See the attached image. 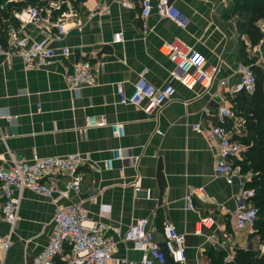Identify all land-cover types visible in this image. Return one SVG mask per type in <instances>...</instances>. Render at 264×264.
I'll list each match as a JSON object with an SVG mask.
<instances>
[{
    "label": "crops",
    "instance_id": "0c3cea01",
    "mask_svg": "<svg viewBox=\"0 0 264 264\" xmlns=\"http://www.w3.org/2000/svg\"><path fill=\"white\" fill-rule=\"evenodd\" d=\"M48 1L33 2L45 5ZM103 1L110 4L111 13L90 20L87 12L96 0L74 3L84 26L80 30L68 23L67 34L54 42L71 47L72 53L64 60L26 69L19 57L0 58V167L9 165L8 149L27 159L73 152L87 157L81 167L82 191L62 197L59 203L81 204L91 216L102 219L106 236L117 242L116 260L141 258L142 252L123 240L124 232L140 217H152L159 224L165 218L173 222L186 236L188 264H211L219 251L230 254L232 243L247 250L249 241L257 242L258 236L250 229L236 230L234 213L240 181L249 185L254 176L237 164L247 147L234 160L239 174L228 183L225 175L215 171L217 149L209 138V128L215 123L221 100L241 107L243 101L228 89L239 79L238 69L246 56L243 49L264 70V37L253 45L244 25L247 7L252 9L263 0H174L183 14L182 25L155 11L144 19L138 9H126L115 0ZM243 3L247 5L241 7ZM4 19L0 23L3 40L9 24L20 27L19 22ZM22 31L32 40L48 34L44 26L34 23H26ZM119 31L122 39L113 43L114 33ZM173 41L191 45L204 55L206 67L218 68L210 88L197 85L189 89L172 79L178 61L164 53L162 45ZM83 59L96 65V81L79 90L70 89L67 73ZM142 75L156 87L172 81V100L161 109L151 108L147 101L120 103L116 83L123 82L130 93ZM90 115L107 124L86 127ZM113 123L125 124L124 136L113 134ZM197 123L202 124L201 132L193 128ZM240 129L238 139L247 133V122ZM116 148L125 156L140 155L139 161L127 157L107 167L104 162ZM122 167L124 171H120ZM59 181L61 185L63 179ZM192 189L193 209L186 200ZM55 207L44 195L23 192L18 220L11 225L0 219V235L12 238L7 251L0 249V264H35L52 234ZM204 218L210 226L200 230ZM212 234L230 247L213 243ZM155 239L161 247L152 256L162 264L166 259L162 231L155 233Z\"/></svg>",
    "mask_w": 264,
    "mask_h": 264
},
{
    "label": "built area",
    "instance_id": "2783aa9c",
    "mask_svg": "<svg viewBox=\"0 0 264 264\" xmlns=\"http://www.w3.org/2000/svg\"><path fill=\"white\" fill-rule=\"evenodd\" d=\"M19 1L22 0L0 1V15L9 5ZM76 1L49 0L45 5L28 4L21 9H11L10 17L4 20L9 23L15 20L20 23V27L13 24L8 25L5 40L0 39V58L19 57L26 69L40 68L55 61L64 60L72 53L71 47L68 45L56 46L54 42L59 41L67 34L68 23L80 30L83 28L84 23L78 20V12L75 9ZM115 1L126 9H138L144 19L155 11L161 17L172 19L180 25L183 24V14L175 5L174 0ZM111 11L109 3L96 0L88 9L87 19L109 15ZM26 23L42 25L48 34L40 39L32 40L22 31V27ZM257 26L264 37V17L258 20ZM144 27L146 29V23H144ZM121 39L122 32L119 31L114 33L112 42H120ZM162 51L175 57L178 61L177 68L172 72L173 80L179 81L189 89H193L197 85L210 88L213 84L218 68L206 67L204 55L191 45L181 41L166 42L162 45ZM238 74V81L228 89L229 94L236 96L242 92L253 93L256 89L257 79L252 65L242 63ZM95 81L96 65L89 59L76 62L71 71L67 73L68 86L73 90H79L84 85H92ZM221 84L225 85L226 82L221 81ZM116 90L120 103L137 105L147 101L151 108L158 109L170 102L175 94L172 81L162 87H156L144 75L140 76L130 93L125 91L123 82L116 83ZM215 96H220V94L217 93ZM238 113L230 104L221 100L216 108L215 123H212L209 128V138L217 149L215 171L225 175L228 183H232L234 177L239 174V167L234 164V160L245 151V145L237 138V133L241 131L240 126H244L246 121L244 116ZM231 121H233L232 124ZM106 124L105 119L97 118L94 115L86 117V127ZM111 128L115 136H124V123H113ZM193 128L201 132L202 124H194ZM7 153L9 165L0 167V219L11 225L18 220L21 198L25 190L44 195L56 204L52 234L47 245L35 257V264H58L60 260L63 261V264H157L152 253L161 247V244L155 239V233L158 231H162L163 246L172 259L179 264H188L186 236L166 218L160 224L152 217L138 218L124 232L123 240L131 242L134 249L141 251V258L136 260L123 257L116 260L114 253L117 242L106 236L107 226L103 220L91 216L81 204L63 206L59 203L62 197L82 191L84 174L81 167L87 159L83 154L73 152L67 155H35L27 159L18 156L10 149ZM127 157L137 163L140 155L131 153L125 156L121 148H116L104 164L111 168L114 160H122ZM120 171H124V168L122 167ZM60 178L63 179L61 185ZM140 188V186L135 187L137 191H140ZM194 192L195 189H192L186 195L188 205L192 209L195 208ZM255 196L256 189L250 187L246 181H240L239 192L235 197L236 230L256 231L260 209L254 202ZM102 215H105L104 212ZM209 226L207 218L200 221V230ZM213 236L214 234L209 237L213 243L222 244L224 248L230 247V244L220 243ZM227 238L231 239L230 236ZM11 246V236L0 235V249L5 252ZM246 247L247 250H257L259 254H264V241L250 240ZM236 248L232 243L230 254H226L225 260L232 264H242L235 259Z\"/></svg>",
    "mask_w": 264,
    "mask_h": 264
},
{
    "label": "trees",
    "instance_id": "16d2710c",
    "mask_svg": "<svg viewBox=\"0 0 264 264\" xmlns=\"http://www.w3.org/2000/svg\"><path fill=\"white\" fill-rule=\"evenodd\" d=\"M34 0H22L12 5H9L3 14L0 15V23L2 18L10 17V10L13 8L21 9L28 4H34ZM246 3L241 4L243 7ZM248 18L244 25L250 35L253 45L258 44L262 40V33L258 29L257 22L264 17V0L258 1L256 6L249 9L247 7ZM3 34V33H2ZM6 36V35H5ZM6 37H4L5 40ZM245 63L251 64L256 75L257 85L253 93L242 92L238 96L243 101L232 106L235 109L242 111L240 114L246 116L247 133L241 136L240 140L247 147L244 152V157L237 162L242 170H251L254 173L250 187L256 189L254 202L260 209V217L256 223V231L253 236H258V241H264V70L261 65L255 63V59L247 58V53L243 49ZM237 96V95H236ZM238 110V111H239ZM226 252L219 251L218 254L212 256L211 264H232L225 260ZM235 259L242 264H264V254H259L257 250H246L244 248H236ZM58 264H63L59 261ZM158 264V263H157ZM162 264H179L166 252V260Z\"/></svg>",
    "mask_w": 264,
    "mask_h": 264
}]
</instances>
